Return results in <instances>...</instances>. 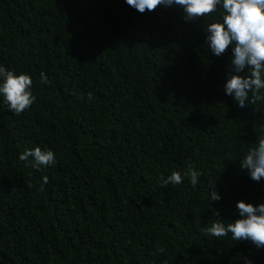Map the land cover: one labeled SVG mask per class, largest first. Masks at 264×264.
<instances>
[{
	"label": "trees",
	"instance_id": "1",
	"mask_svg": "<svg viewBox=\"0 0 264 264\" xmlns=\"http://www.w3.org/2000/svg\"><path fill=\"white\" fill-rule=\"evenodd\" d=\"M184 15L126 0H0V65L28 73L36 97L16 114L0 95V264H264L250 240L203 232L240 218V200L264 202V178L239 163L264 137V101L240 107L226 94L247 69L206 42L222 9ZM36 147L56 164L19 159ZM189 162L202 173L195 188L187 177L162 185Z\"/></svg>",
	"mask_w": 264,
	"mask_h": 264
},
{
	"label": "clouds",
	"instance_id": "2",
	"mask_svg": "<svg viewBox=\"0 0 264 264\" xmlns=\"http://www.w3.org/2000/svg\"><path fill=\"white\" fill-rule=\"evenodd\" d=\"M126 3L140 13L175 4L184 9L185 21H195L222 9V19L207 25L206 42L216 56L231 47L236 73L247 69L246 76H230L225 85L226 94L234 95L240 107H245L246 101L252 105L264 101V0H126ZM40 77L43 84L49 83L43 72ZM0 81V95L16 114L22 113L36 101L32 93L33 80L28 73L17 74L0 65ZM93 98V94L88 93V99ZM30 156L37 164L47 166L57 162L51 149L42 150L40 147L25 150L19 159L27 162ZM239 163L242 169H247L252 180L259 182L264 178V137L257 140ZM201 175L189 162L183 175L179 171H172L167 178L162 175L160 180L163 186L179 185L187 177L195 188ZM44 183H47V177ZM209 193L210 201L221 199L215 181L210 185ZM237 208L240 218L227 225L222 219H216L210 227L203 229L204 234L219 238L231 233L233 240H250L256 247L264 248V202L254 205L240 200ZM158 251L163 252L164 248L159 247ZM245 264H251V261Z\"/></svg>",
	"mask_w": 264,
	"mask_h": 264
}]
</instances>
